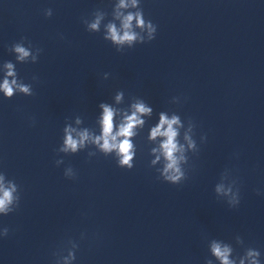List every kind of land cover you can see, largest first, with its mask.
<instances>
[{"label":"clouds","instance_id":"obj_1","mask_svg":"<svg viewBox=\"0 0 264 264\" xmlns=\"http://www.w3.org/2000/svg\"><path fill=\"white\" fill-rule=\"evenodd\" d=\"M138 2L139 0H132L134 6ZM127 6L125 0H120L118 8ZM46 15L51 16L52 10H46ZM116 17L121 20V26L118 28L115 23H107V32L104 39L110 40L116 45L127 44L130 47L133 45V42L138 41L143 44L155 39L157 26L151 20L144 18L142 9L136 13L123 15L122 18L121 13L117 11ZM102 18V16H96L91 22H83L86 23L89 31H99ZM134 20L136 26L140 28V32L133 31ZM144 32L147 33L146 37L142 34ZM14 50L17 53V60L22 62H26V58L31 55L30 50L20 44L15 45ZM37 51L39 52L40 50L38 49ZM32 59L35 60L36 57L34 56ZM5 68L7 69L6 77L3 83H0V92H3L4 98L10 99L14 93H23L25 96L33 95L30 85L18 82L15 78V66L12 62H6ZM8 77H12V79L9 80ZM33 79L36 78L33 77ZM121 96L122 94L116 96L117 102L120 101ZM176 99L179 102V98L177 97ZM100 107L103 109L100 120L101 134L94 137L93 143L98 146L104 156L115 153V159L119 167L132 169L134 166L133 157L136 155V146L130 138L136 135L134 131L136 126L144 124V120L141 117L145 114L150 115L152 108L147 106L143 101H138L132 104L131 114H125L123 120L117 125L114 122L116 110L110 105L103 103ZM77 122L79 123V120ZM187 122L189 126L188 132L184 133L182 137V140L187 142V147L181 142V139H178L181 135L179 129L183 127L180 115L173 114L169 118L166 113L161 112L159 115V123L151 130L152 139L157 137L162 138L159 151L163 156L164 164L162 169L158 170L159 178L173 185L182 184L188 179L187 172L181 163L182 161L187 163L189 159L186 152L188 150L199 152L197 141L194 139L196 125L190 118ZM73 131L70 127L65 128L66 135L63 139V144L57 150L59 153L76 154L86 146V143L90 139V133L85 129L74 137L72 135ZM202 137L206 140L205 136ZM152 151L155 152L157 150L152 149ZM88 155L93 156L95 153L90 152ZM160 158V156H157L156 160H160ZM62 163V159L56 160L57 166ZM152 163H155V161ZM64 175L69 179L76 178V172L70 166L65 169ZM5 176V173L0 172V216H7L13 213L18 209L20 204L19 186L14 180H8L6 186ZM221 176L222 178H227L224 176V172ZM214 190L216 194L224 193L230 196V199L227 201L229 207L235 208L240 204V192L235 179L232 178L227 188L223 184L217 183ZM8 234L9 229L7 227L0 229V237H7ZM235 239L237 245H244V241L240 236H237ZM78 247L79 245L76 241L69 239L63 247L53 253L55 257L54 264H73V261L76 259ZM234 251L231 244L217 239H213L209 245L211 257L214 256L220 264H262L260 259L261 252L256 248L245 247L243 254L234 255ZM65 252L66 255L64 254ZM205 264H213V260L207 259Z\"/></svg>","mask_w":264,"mask_h":264}]
</instances>
